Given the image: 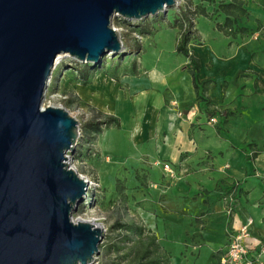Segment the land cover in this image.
Instances as JSON below:
<instances>
[{"label": "water", "instance_id": "95a60500", "mask_svg": "<svg viewBox=\"0 0 264 264\" xmlns=\"http://www.w3.org/2000/svg\"><path fill=\"white\" fill-rule=\"evenodd\" d=\"M177 0H0V264H94L103 230L74 215L91 183L71 165L81 136L44 107L60 56L101 63L123 45L112 19L166 15Z\"/></svg>", "mask_w": 264, "mask_h": 264}, {"label": "rangeland", "instance_id": "374dc122", "mask_svg": "<svg viewBox=\"0 0 264 264\" xmlns=\"http://www.w3.org/2000/svg\"><path fill=\"white\" fill-rule=\"evenodd\" d=\"M220 1L229 0H214L215 3ZM177 2L166 15L161 13L139 21L113 18L112 24L124 43L123 50L116 55L108 54L98 64L79 62L92 66L89 70L91 73L89 86H84L81 80L75 77L76 75H68L76 60L69 57L62 58L55 68L50 88L46 93L44 107L66 110L79 122L82 130L76 151L70 159L74 169L91 185L88 196L80 204L74 219L95 221L103 225L101 254L94 264H129L133 258V255H129L130 252L148 243L150 238L156 239L157 244L168 255L170 264H191L190 259L186 261L183 246L189 240L187 238L191 237L190 225L197 226L189 214L196 212L198 207L191 205L184 207L183 210L188 213L187 217L183 212L168 215V203L164 196L168 194L166 191L169 185L149 184L151 180L154 181L153 175L162 178L158 171H154L156 167L152 163V155L159 143L161 146L166 145L167 137L160 136L157 144L155 141H150L149 134L145 138L138 135L139 126L136 125L138 123L136 118L144 114L148 115L147 110L141 107L142 98L147 94L123 93L115 82V79L121 81L122 77H127V80L135 78L142 83L156 70L159 74L162 72L163 75L166 73L171 76L172 71L184 63L185 57L178 55L175 48L181 39V25L187 7L184 1L177 0ZM255 2L264 7V0H247V6ZM192 3L194 9L207 8L210 15L209 19L193 15V30L196 33L193 35L192 43L197 44L202 40L205 45L204 52L200 53L201 59L205 60V56L209 53L226 59L233 57L236 47L241 46L248 36H238L237 39L224 36L216 28L217 23L224 22V17L214 12L215 6L200 0H192ZM256 38L264 50V29L260 34H256ZM237 62V64L221 66L220 72L232 73L236 67H245L247 60L240 56ZM244 73L250 72L244 71L238 76ZM228 81L231 86L230 95H233L237 87H242L245 77L229 78ZM183 90L182 94H185L184 87ZM58 93L63 94L67 99L60 101L56 96ZM258 97L260 96L253 95L246 101L242 96L236 97L235 106H242V102H245L249 105L244 112L245 118L259 119L262 113L258 110L260 106ZM71 100L73 103H69ZM146 100L148 101V96ZM113 112L122 120L120 127L108 124L100 136L94 138L91 134L90 141L84 139L83 126L93 120L101 121L105 119L104 116ZM139 123H142L141 118ZM253 131L257 137L263 138L259 128H253ZM158 189L163 199L157 201L158 210H155L159 212L160 217L155 220L149 215L151 211L149 205L153 203H150L151 196L147 194ZM172 208L170 206V209ZM195 216L197 217V214ZM131 226L143 229L144 235L135 233L130 229ZM192 257L196 255L193 254Z\"/></svg>", "mask_w": 264, "mask_h": 264}, {"label": "crops", "instance_id": "0c3cea01", "mask_svg": "<svg viewBox=\"0 0 264 264\" xmlns=\"http://www.w3.org/2000/svg\"><path fill=\"white\" fill-rule=\"evenodd\" d=\"M247 10L248 15L241 19L240 26L248 30L244 34L248 37L236 47L233 57L226 59L209 53L202 60L203 41L189 45L191 54L200 61L201 79L215 82L210 89V97L218 103L221 111L230 114L221 132V119L216 117V123H211L197 102L193 80L186 69L188 59L184 55L177 52L185 60L171 72V76L159 74L156 70L142 83L135 78L127 80V77H122L117 81L111 77L123 93L147 94L142 98L141 107L147 110L148 115L136 118L138 135L145 138L149 134L150 141L157 144L161 137H167L166 145L159 143L152 155L154 171H158L162 178L153 175L154 181L149 184L169 185L168 194L164 196L168 215L183 212L187 217L184 207H198L196 212L189 214L197 226L192 227L190 220L192 234L183 246L186 261L190 259L191 264H221L232 236L249 222L252 225L249 237L244 241L246 247L252 254L259 253L264 247V50L256 38V34L264 29V7L255 2L249 4ZM198 35L202 38L199 32ZM240 56L247 60L245 67H236L232 73L220 72L221 66L237 64ZM244 71L250 73L238 76ZM237 77H245V81H242L241 88L237 87L235 94L230 95L228 79ZM183 87L185 94H182ZM253 95L260 96L258 110L262 116L256 120L245 118L244 112L249 105L242 102V106H235L234 99L242 96L246 101ZM108 115L113 116L114 112ZM113 117L122 124L120 116ZM140 118L142 123H139ZM253 128H259L263 138L257 137ZM242 145L250 146V150L239 149ZM165 163L171 165L180 180L165 176ZM147 195L151 196L150 203H153L149 205V215L157 220L160 217L157 201L163 198L159 189L149 191ZM169 205L173 208L170 209ZM193 254L196 257L193 258Z\"/></svg>", "mask_w": 264, "mask_h": 264}, {"label": "trees", "instance_id": "16d2710c", "mask_svg": "<svg viewBox=\"0 0 264 264\" xmlns=\"http://www.w3.org/2000/svg\"><path fill=\"white\" fill-rule=\"evenodd\" d=\"M186 4V9L184 11V22L181 25V39L179 41L177 52L179 54L184 55L188 59V64L186 69L190 73L194 90L197 96V102L200 105L202 111L206 114V116L211 120L219 117L221 119L220 123V132L223 129V126L227 124V120L230 114L227 111H221L218 108V103L214 101L210 97V89L215 84L212 79L202 80L200 77L201 64L198 59H196L189 50V45L192 43V39H194L195 31L194 29V16H201L206 19H209L210 15L208 14L207 8L202 7L197 10L193 8L192 0H181ZM202 2L208 3L210 5L215 6L214 12L222 15L224 17L223 23H217L216 28L220 31L224 36L236 39L240 35H244L247 33V29L242 28L240 26L241 19L248 15L247 10V0H229L228 2L220 1L215 3L214 0H200ZM131 51L134 49H130ZM78 61L73 62V68L69 71L68 75H76L75 77L81 80L84 86H89L91 83L89 81V76L91 73V65H83ZM71 73V74H70ZM66 75V74H65ZM58 80V78H57ZM56 80V81H57ZM69 103H73L71 100ZM103 120H93L88 122L84 127L83 133L84 139L90 141L92 136L94 138L100 136L105 128L108 127V124H115L116 127H120V122L117 118L106 115ZM110 126V125H109ZM92 134V136H90ZM89 139V140H88ZM239 149L247 152L250 150L246 146H239ZM255 156V154H254ZM123 227V226H121ZM125 227V226H124ZM123 227V228H124ZM135 233L140 235H144V230L138 228L137 226H131ZM129 255H133L132 260L129 264H170V259L168 255L160 248L157 244L155 238H150L148 243L142 244L140 247L135 248L130 252Z\"/></svg>", "mask_w": 264, "mask_h": 264}, {"label": "built area", "instance_id": "2783aa9c", "mask_svg": "<svg viewBox=\"0 0 264 264\" xmlns=\"http://www.w3.org/2000/svg\"><path fill=\"white\" fill-rule=\"evenodd\" d=\"M56 96L60 101L67 99V97L63 96L61 93H58ZM211 123H216V119H211ZM163 172L165 176L171 180H180L170 164H163ZM251 225L252 222H249L247 225L243 226L238 233L232 236L229 248L221 258V264H264V247L261 248L259 253L252 254L244 243L245 239L249 237Z\"/></svg>", "mask_w": 264, "mask_h": 264}, {"label": "bare ground", "instance_id": "6f19581e", "mask_svg": "<svg viewBox=\"0 0 264 264\" xmlns=\"http://www.w3.org/2000/svg\"><path fill=\"white\" fill-rule=\"evenodd\" d=\"M115 30L117 31V33H118V30L115 28ZM119 36V35H118ZM121 44L123 45V48H124V43H122V41H121ZM60 59L57 61V63L56 64H58L59 62H60V60L62 59V58H64L63 56H60L59 57ZM76 170V169H75ZM82 221H84V220H82ZM89 222H91L92 224H94L96 227H98V228H100L101 230H103V225L102 224H99V223H97V222H95V221H89Z\"/></svg>", "mask_w": 264, "mask_h": 264}]
</instances>
